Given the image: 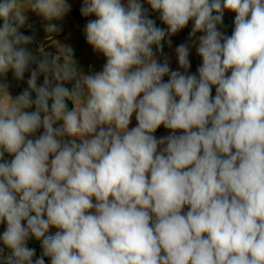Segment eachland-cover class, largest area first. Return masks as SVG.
Listing matches in <instances>:
<instances>
[{
	"label": "clouds",
	"instance_id": "1",
	"mask_svg": "<svg viewBox=\"0 0 264 264\" xmlns=\"http://www.w3.org/2000/svg\"><path fill=\"white\" fill-rule=\"evenodd\" d=\"M144 3L169 35L192 21V44L175 49L182 71L154 59L166 33ZM25 9L51 21L71 6L0 0V76L37 65L15 99L0 84V264H264V0H83L81 15L97 17L86 40L106 57L90 75L70 46L39 60L24 47ZM225 9L230 36L217 29ZM161 125L171 133L157 139ZM50 226L59 231L46 236Z\"/></svg>",
	"mask_w": 264,
	"mask_h": 264
},
{
	"label": "rangeland",
	"instance_id": "2",
	"mask_svg": "<svg viewBox=\"0 0 264 264\" xmlns=\"http://www.w3.org/2000/svg\"><path fill=\"white\" fill-rule=\"evenodd\" d=\"M121 2L122 4L127 6L128 0H121ZM142 2H144V0H142ZM67 3L70 4L71 10L61 19H54L49 21L46 20L43 16H41L37 12H35L37 14V18L36 19L34 18V22L37 23L40 22L41 24L39 27H43V28H46L48 24L57 25L59 31L54 33H49L48 40L51 43V45L55 46L54 50L56 51H58V46H64V45L70 46L73 49V59L76 63V68L78 72L84 75H90L101 72L103 70V66L106 63V57L102 53L94 51L93 47L87 42L84 32V28L86 24L91 20L97 19V17L94 14L86 17L81 15L80 9L83 5V0H67ZM144 7L149 9L148 16L150 19H153L155 21L156 27L163 29L166 33L164 39L161 41L162 48L158 49L155 45L152 46L154 52V59L157 61V63L160 64L167 62L170 71H176V70L182 71L177 61L175 49L178 45L182 43H189L190 45L192 44V41L189 39V33L191 32L192 29V21H189V24L185 28L177 32L176 34L169 35L167 34L168 26L165 23H163V21L160 19V14L158 12H153L147 3H144ZM73 12H77L82 17H84L83 21H79L78 19H75L73 17ZM215 14L216 13H213V15ZM235 16L236 13L225 9L223 13V22L222 24L217 25V29L223 34L230 36L235 27L234 25ZM32 17L33 14L30 16V18ZM205 34L206 33L204 32H198L196 34V38ZM221 42L223 43V41ZM189 59L191 62V67L189 69V72L196 74L197 78H199L198 69L199 67L202 66L203 59L201 56L197 54L195 45L191 46ZM131 70H134V68L130 69V71ZM228 75H230V72L228 73ZM169 79H170V75H165L164 77H162L163 82H167ZM73 85H74V81L64 82L63 84V86L69 89H71ZM211 88H212L211 95L212 97H214L215 86L213 85L211 86ZM139 98L140 97H138V99ZM70 103L72 104L70 100L66 102L69 110H71L73 107V104L72 107H69L71 105ZM137 124L138 121L136 120V114L133 113L130 119V124L128 126L129 130L133 127H136ZM170 133L171 130L164 128L162 131L157 133L155 137L157 139H160L161 137L168 136ZM178 134H180V132H178ZM67 138L68 140L75 139L78 144L81 143L78 137H67ZM159 150L160 149L158 148V151ZM183 211H187V207ZM57 231H59V229H57L55 226H50L49 230L45 233V235L51 236L54 235ZM27 246L29 248L35 249V252L41 257L43 252L41 247V240H37L34 237L30 238L27 241ZM45 257L49 259V262L45 264H51V258L48 256Z\"/></svg>",
	"mask_w": 264,
	"mask_h": 264
},
{
	"label": "crops",
	"instance_id": "3",
	"mask_svg": "<svg viewBox=\"0 0 264 264\" xmlns=\"http://www.w3.org/2000/svg\"><path fill=\"white\" fill-rule=\"evenodd\" d=\"M21 6L23 8H26L28 6V0H20ZM27 17V21L24 26L20 27L19 31L27 36L32 37V42L28 45H25L33 56L36 57L37 60L42 59L43 55H50V56H56L59 54L58 51L54 50L53 45L49 42V32L46 30V28L39 27L40 22H34V18H37V14L32 11L31 9H25L23 13ZM33 14V17L30 18V16ZM0 24H2V21H0ZM40 31V32H37ZM35 33V34H34ZM37 65L35 63H32L29 65L28 69L25 71L23 79H17L14 76V73L12 70H9L5 75L0 76V84H4L7 86V91L9 95L15 99L17 96H19L24 90L28 88L27 81L30 78L31 72L35 70ZM44 82V74H41L37 79V86H42ZM33 98H35V93L32 94ZM5 99L2 94H0V100ZM67 102V101H66ZM52 101H49V106L51 105ZM71 104V103H70ZM72 107V104L69 106ZM73 108V107H72ZM27 111H34L35 107L33 106L30 109H26ZM62 124V121L57 122V125L60 126ZM43 132V128L37 130L36 133L28 136V139H35L39 135H41ZM65 139H68L65 137ZM14 157L9 155L8 153H5L4 160L10 161ZM51 158V157H50ZM26 224V222H23ZM6 228V223H0V234L3 233V231ZM1 246V242H0ZM40 258V256L35 252V255L33 257V261H35L36 258ZM44 262L48 263L49 259L44 256Z\"/></svg>",
	"mask_w": 264,
	"mask_h": 264
},
{
	"label": "trees",
	"instance_id": "4",
	"mask_svg": "<svg viewBox=\"0 0 264 264\" xmlns=\"http://www.w3.org/2000/svg\"><path fill=\"white\" fill-rule=\"evenodd\" d=\"M73 17L75 19H78L79 21H83L84 17H82L79 13L77 12H73ZM165 127L163 125H161L154 133L153 135L155 136L157 133H159L160 131H162Z\"/></svg>",
	"mask_w": 264,
	"mask_h": 264
},
{
	"label": "built area",
	"instance_id": "5",
	"mask_svg": "<svg viewBox=\"0 0 264 264\" xmlns=\"http://www.w3.org/2000/svg\"><path fill=\"white\" fill-rule=\"evenodd\" d=\"M0 248H4V245H3V243H2V242H1V246H0ZM3 254H4V255H7V254H9V253H8V250H7V249H5Z\"/></svg>",
	"mask_w": 264,
	"mask_h": 264
}]
</instances>
